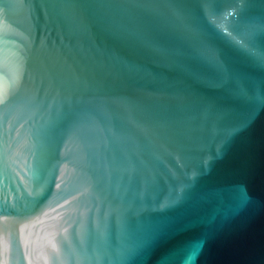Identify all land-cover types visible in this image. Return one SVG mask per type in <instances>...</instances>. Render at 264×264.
Here are the masks:
<instances>
[{
    "label": "water",
    "instance_id": "water-1",
    "mask_svg": "<svg viewBox=\"0 0 264 264\" xmlns=\"http://www.w3.org/2000/svg\"><path fill=\"white\" fill-rule=\"evenodd\" d=\"M0 264H264V0H0Z\"/></svg>",
    "mask_w": 264,
    "mask_h": 264
}]
</instances>
